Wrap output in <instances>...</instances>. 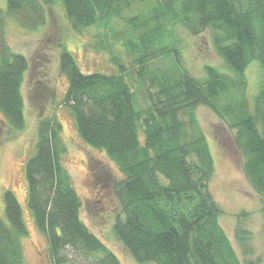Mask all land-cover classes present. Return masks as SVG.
Returning a JSON list of instances; mask_svg holds the SVG:
<instances>
[{"label":"trees","instance_id":"1","mask_svg":"<svg viewBox=\"0 0 264 264\" xmlns=\"http://www.w3.org/2000/svg\"><path fill=\"white\" fill-rule=\"evenodd\" d=\"M56 5L76 33L96 30L94 45L115 73H84L60 44V73L68 83L61 101L46 82L34 87L41 115L24 175L50 263L122 264L82 220V199L62 164L63 126L48 105L67 110L83 142L124 176L111 188L121 210L113 232L137 263L244 264L210 190L214 145L198 112L209 110L233 134L242 171L264 197V0H8L6 13L0 9V113L8 134L27 126L23 87L30 63L13 51L7 19L36 32ZM183 32H210L223 67L206 65L195 76L183 54ZM254 63L259 80L250 91ZM4 202L0 264H25L29 230L22 207L11 190ZM235 237L244 255H252V235L242 222Z\"/></svg>","mask_w":264,"mask_h":264},{"label":"rangeland","instance_id":"2","mask_svg":"<svg viewBox=\"0 0 264 264\" xmlns=\"http://www.w3.org/2000/svg\"><path fill=\"white\" fill-rule=\"evenodd\" d=\"M8 0H0V9L6 13ZM6 31L14 52L25 55L30 63L23 94L26 102L27 126L22 132L7 133V126L0 113V215L6 218L4 195L7 190L15 193L22 207L29 237L24 240L25 264H51L47 255V242L38 232L28 207V191L24 169L33 152L41 110L36 108L34 87L46 82L56 95V102L64 96L68 83L59 68L58 46L64 44L74 55L84 73H115L108 56L94 45L95 29L76 33L67 22L64 10L56 5L48 8V24L33 32L23 28L11 18L7 19ZM183 54L186 64L195 76H201L206 65L222 68L212 46L210 32L200 36L182 33ZM258 63L247 72L250 91L258 85ZM223 72L226 70L221 69ZM49 114L56 113L63 126V140L67 153L62 164L72 176L73 185L83 202L82 220L120 260L122 264H139L115 237L113 227L116 216L121 214L113 197L112 186L123 175L105 153L86 145L79 137L71 114L48 105ZM199 120L213 143L212 153L215 172L210 190L223 211L221 226L227 232L241 261L264 264V197L259 196L241 167V157L233 134L228 131L212 112L199 109ZM251 232L253 254L245 256L236 237L239 224Z\"/></svg>","mask_w":264,"mask_h":264}]
</instances>
